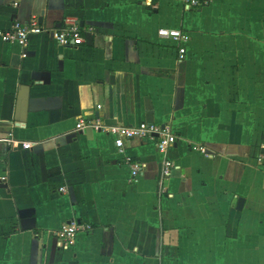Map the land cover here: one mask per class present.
<instances>
[{"label":"crops","instance_id":"1","mask_svg":"<svg viewBox=\"0 0 264 264\" xmlns=\"http://www.w3.org/2000/svg\"><path fill=\"white\" fill-rule=\"evenodd\" d=\"M188 1L0 0V30L71 18L85 38L0 41V264H264V0ZM167 28L190 36L186 60ZM80 121L178 139L126 140L132 182L115 136ZM73 221L93 230L61 250Z\"/></svg>","mask_w":264,"mask_h":264},{"label":"built area","instance_id":"2","mask_svg":"<svg viewBox=\"0 0 264 264\" xmlns=\"http://www.w3.org/2000/svg\"><path fill=\"white\" fill-rule=\"evenodd\" d=\"M207 0H189L185 7L189 10L192 8H201L208 5ZM84 29L79 21L71 18H65L59 27L49 29L42 25L38 17H32L26 22L15 21L9 28L0 30V41L7 44H17L23 49H27L31 38L39 35H47L55 40L59 45L64 47L80 46L85 43L83 36ZM160 37L164 39H174L178 41V60L184 61L187 59V47L186 44L190 41V36L179 29H161L159 31ZM25 57L26 54L24 53ZM93 128L96 131L104 132L115 136V145L118 148L120 154L124 155L125 163L131 169L132 182H137L141 175V163L135 161L132 157L125 155V141L133 139L152 140L156 142L157 150L166 154L167 151L173 147L177 142V135L169 125H158L153 123H141L137 126L128 127L121 125H105L101 121L84 122L80 121L76 129L83 130L85 128ZM6 142L11 146L18 147L22 145L24 149H29L31 143L20 144L15 137L10 134L6 138ZM195 150L203 155L211 157L212 154L205 146L196 145ZM262 162V157L259 158ZM174 164L171 161L165 162V167L162 171L163 178H168L171 174V169ZM5 180V179H3ZM60 192H66L65 188H61ZM93 227L87 223H78L73 221L71 223H64L60 229L56 232L55 237L57 239L56 245L61 250H69L76 242L77 236L80 232L92 231Z\"/></svg>","mask_w":264,"mask_h":264},{"label":"water","instance_id":"3","mask_svg":"<svg viewBox=\"0 0 264 264\" xmlns=\"http://www.w3.org/2000/svg\"><path fill=\"white\" fill-rule=\"evenodd\" d=\"M81 25L83 26V24H81ZM243 205H244V200L241 199V200L239 201V203H238V209L241 210L242 207H243Z\"/></svg>","mask_w":264,"mask_h":264}]
</instances>
